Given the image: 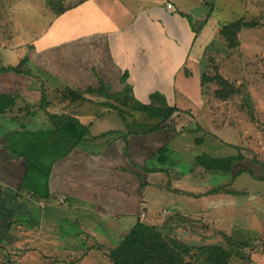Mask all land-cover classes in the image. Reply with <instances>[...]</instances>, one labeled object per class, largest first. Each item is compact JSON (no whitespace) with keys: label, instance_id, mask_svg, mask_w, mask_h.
<instances>
[{"label":"crops","instance_id":"obj_1","mask_svg":"<svg viewBox=\"0 0 264 264\" xmlns=\"http://www.w3.org/2000/svg\"><path fill=\"white\" fill-rule=\"evenodd\" d=\"M168 2L173 7L169 8ZM70 3L75 6H63L66 10L60 15L51 11V22L44 33L21 42L15 62L0 52V101L10 106L5 112L0 110V211L12 214L10 219L0 215L2 240L18 232L10 230L12 220L17 222L12 228L18 230L26 222L37 227L33 221L40 219L49 222L55 231L47 230L35 238L41 237L42 244H58L51 239L63 233L56 226L67 223L68 217L61 219L55 213L62 206L76 216L92 208L97 216H113L117 221L124 217L130 223L128 228H132L143 214L148 215L144 208L149 202L146 188L159 191L170 185L167 178L172 172V157L161 166L149 167L148 161L163 149L168 150L169 144L147 143L146 134L126 141L105 137L100 138L101 143H90L108 132L105 126L112 114L103 119L102 114L117 107L113 99L108 101L115 104L113 107L103 102L129 97L133 102L148 104L153 93L175 99L179 90L183 93L188 88L191 79L198 82L200 92L196 94H202L200 52L195 50L199 35L188 18L192 13L185 11L182 0ZM1 12L0 44L20 33L18 26H11L16 24L12 20L4 23L3 17L9 16ZM11 50L15 49L9 47L7 51ZM102 84L106 90L88 92L90 88L100 89ZM127 84L132 87L129 94L125 92ZM179 84L186 86L181 90ZM71 90L79 92L76 101L72 100ZM6 96L15 101L13 105L3 98ZM96 124L97 132L89 135L87 129ZM167 163L169 166H165ZM236 168L235 178V173H230L233 180L242 174L237 164L232 171ZM207 175L193 178L201 186V181L211 182V174ZM185 177L180 174L174 178L177 186L185 184ZM205 187L203 184L202 191H183L188 197L179 202V217L189 222L193 218L218 221L211 216L212 211L231 202L207 194ZM126 233L120 230L119 234L122 237ZM194 235L200 238L196 241L208 237ZM84 236L98 245L107 244L101 242L106 236L96 229L91 228ZM88 257L85 254L82 259Z\"/></svg>","mask_w":264,"mask_h":264},{"label":"rangeland","instance_id":"obj_2","mask_svg":"<svg viewBox=\"0 0 264 264\" xmlns=\"http://www.w3.org/2000/svg\"><path fill=\"white\" fill-rule=\"evenodd\" d=\"M52 1L47 0L45 4L42 3L44 0H0V13L3 11L9 16L3 17L4 23L8 19L12 20L16 24L11 26H18L20 30L18 37H9L0 44V52L6 59L8 57V60L15 62L21 42L30 41L44 33L51 22V11L56 13L55 7L73 6L70 2L74 0H63L57 6ZM38 3L41 4L40 11ZM182 3L185 11L192 13L188 18L198 31L195 50L200 52L201 77L204 74L208 77L219 74L235 86L237 95L228 101L218 99L215 91L220 86L210 81L202 86V94L198 96V82L191 79L183 93L179 90L175 99H167L169 104L176 105L179 110L166 121L165 128L155 132H148V126L154 124L156 119H150L147 113L135 111L115 101L118 108H108L109 111L100 117L103 119L112 114L105 126L107 135L102 139L120 137L126 141L128 137L146 134L147 143L169 144L168 150L161 151L147 163L149 167H158L168 157H172L169 161L172 172L167 178L170 185L166 184V189L159 191L146 188L152 194L146 192L149 202L144 208L148 215H142L143 221L162 223L164 228L168 226L188 232L187 235L195 241L200 238L192 234L188 230L190 228L201 235H208L209 242L224 243L225 238H232L236 243L241 241L245 243L243 246L233 245L236 251L230 264H264V231H261L264 228V0H202V3L198 0H182ZM240 17L257 21L258 24L243 29L239 35L240 45L231 48L220 32L223 26ZM13 29L17 30L16 27ZM4 44L6 48L2 47ZM9 47L15 50L7 51ZM183 86L186 85L179 84L178 88ZM195 94L201 99L195 98ZM132 102L128 100L129 104ZM97 127L98 124L93 129L88 128L89 135L97 132ZM129 132L133 133L128 135ZM90 143H101V139L98 137ZM173 143L175 146L171 145ZM205 155L214 158L236 157L239 160L235 164L242 167V174H238L241 176L236 180L231 178L230 173H235V178L238 167L229 173L207 171L198 159ZM165 166H169V163ZM207 173L211 174V182L201 181L202 185L211 195L231 203L212 211L211 216L218 221L210 223L193 218L192 222L178 223L176 210L180 209L179 202L188 197L185 193L197 189L202 191V185L198 186L193 177L198 175L203 179L208 177ZM180 174L186 176V182L177 186L174 178ZM227 187L230 191H220ZM57 209L55 213L61 219L68 217L67 223L62 224L59 220L63 227L59 224L56 226L63 231L62 235L51 239L58 244H42L41 237L35 238L47 230L52 233L55 231L48 226L49 222L37 219L33 221L37 227H32V222H26L24 228L13 229L18 232L0 243V264H110L108 253L121 241L123 236H120V230L128 232L131 229L128 228V219L122 217L121 221H117L113 216H97L92 208L82 211L78 216L74 211L63 210V206ZM78 218L82 219V223L79 224ZM91 228L106 236L101 241L107 243L105 247L98 245L93 238L84 236ZM18 234V238H13ZM2 237L4 234L1 232L0 239ZM85 254L89 257L84 261L82 257Z\"/></svg>","mask_w":264,"mask_h":264},{"label":"trees","instance_id":"obj_3","mask_svg":"<svg viewBox=\"0 0 264 264\" xmlns=\"http://www.w3.org/2000/svg\"><path fill=\"white\" fill-rule=\"evenodd\" d=\"M61 2H63V0L52 1L54 6H57L56 4L58 3L61 4ZM74 6L75 5L72 7ZM55 10L56 14L60 15L66 10V8L55 7ZM257 24V21H248L244 17H240L239 19L223 26L220 34L229 47H238L240 45L239 35L242 30L245 28L256 27ZM15 69L19 70V68ZM201 78L202 86L210 81H214L220 86V88L215 91V95L222 101H228L237 95L238 90L235 86L229 82L228 79L219 74L214 77H208L204 74ZM125 79L126 76L123 77V80ZM104 89L106 90V87L102 84L100 89L90 88L88 89V92H101V90ZM125 92L128 94L132 92V87L129 84L126 85ZM78 93L79 92L75 90H71L73 101H76L77 98L79 99ZM3 98L11 101V98L8 96ZM111 99L120 102L124 106L130 107L135 111L147 113L150 119H156L154 124L148 126V132H155L165 128L166 121H168L171 116L179 110L176 105L169 104L167 99L160 93H153L150 97V103L148 104L139 101L129 104V97H114ZM131 99L135 100L133 97ZM14 102L15 101H11V105H13ZM105 104L111 107L115 105L108 101H105ZM8 107L10 106L6 101H0V110L2 112H5ZM132 133L133 132H129L128 135ZM137 133L139 132L137 131ZM105 134L107 135V133ZM105 134H102L100 138L106 136ZM166 150L167 149H163L162 151L165 152ZM198 159L200 160V164H202V166L209 172L221 170L228 173L232 171V167L237 160H239L236 159V157L214 158L206 155L199 157ZM155 170L157 169H154V171ZM239 171H242V169ZM220 191L227 192L230 190L223 188L220 189ZM207 194H211V192L209 191ZM0 215L8 218L12 216V214L6 211H0ZM175 218L178 223L185 224L186 220L179 217V215H176ZM16 223L15 220L11 221L10 230H13L12 226ZM193 233L198 234L195 230L192 234ZM217 235L218 234H216V236ZM2 241L3 240L0 239V243H2ZM233 242L235 241L232 238H225L224 243L209 242L208 238H202L201 241H195L192 237L188 236L186 232L168 228V226L164 228L159 224L149 223L141 219V221H138L122 237L121 241L109 251L108 258L110 264H230L235 257V249L233 245L243 246L245 244L241 241H237V243ZM5 245H3V248Z\"/></svg>","mask_w":264,"mask_h":264},{"label":"built area","instance_id":"obj_4","mask_svg":"<svg viewBox=\"0 0 264 264\" xmlns=\"http://www.w3.org/2000/svg\"><path fill=\"white\" fill-rule=\"evenodd\" d=\"M167 6H168L169 8H171L173 5H172L171 2H168V3H167Z\"/></svg>","mask_w":264,"mask_h":264}]
</instances>
